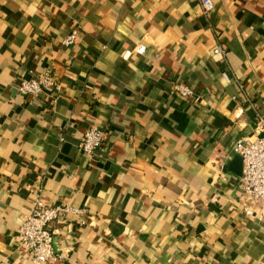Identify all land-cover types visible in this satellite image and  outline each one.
<instances>
[{
	"label": "crops",
	"instance_id": "0c3cea01",
	"mask_svg": "<svg viewBox=\"0 0 264 264\" xmlns=\"http://www.w3.org/2000/svg\"><path fill=\"white\" fill-rule=\"evenodd\" d=\"M211 1L0 0V264H33L17 235L39 191L83 210L46 264H264L226 169L264 115V0ZM47 72L59 89L18 92Z\"/></svg>",
	"mask_w": 264,
	"mask_h": 264
},
{
	"label": "built area",
	"instance_id": "2783aa9c",
	"mask_svg": "<svg viewBox=\"0 0 264 264\" xmlns=\"http://www.w3.org/2000/svg\"><path fill=\"white\" fill-rule=\"evenodd\" d=\"M203 11L210 15L215 5L211 0H202ZM79 37V32L73 31L64 40V44L72 47ZM145 48L139 46L137 54H142ZM215 55L225 57L227 50L221 46L213 49ZM50 89H59L57 77L47 72L40 78L23 80L17 87L22 96H39ZM175 91L183 98L193 95L190 87L176 84ZM264 115H259L253 137H243L235 145L234 152L243 160L242 176L239 180L241 191V212L259 222L264 221ZM105 143V132L98 127L88 129L81 138L80 151L88 156L93 155ZM33 207L18 230L17 240L20 247L25 248L32 257L33 264H46L56 260L57 240L54 224L64 220L68 214L80 215L83 210L66 204L48 205L43 201L41 191L35 194Z\"/></svg>",
	"mask_w": 264,
	"mask_h": 264
},
{
	"label": "water",
	"instance_id": "95a60500",
	"mask_svg": "<svg viewBox=\"0 0 264 264\" xmlns=\"http://www.w3.org/2000/svg\"><path fill=\"white\" fill-rule=\"evenodd\" d=\"M262 137H264V135H262ZM226 167V169L241 177L243 169V160L241 156L236 154Z\"/></svg>",
	"mask_w": 264,
	"mask_h": 264
}]
</instances>
